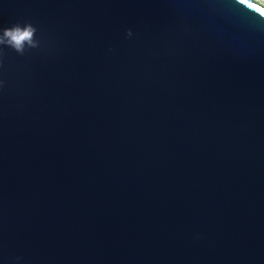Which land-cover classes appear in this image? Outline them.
Instances as JSON below:
<instances>
[{"label":"water","instance_id":"95a60500","mask_svg":"<svg viewBox=\"0 0 264 264\" xmlns=\"http://www.w3.org/2000/svg\"><path fill=\"white\" fill-rule=\"evenodd\" d=\"M25 21L37 46L0 49V264H264V17L0 0Z\"/></svg>","mask_w":264,"mask_h":264},{"label":"clouds","instance_id":"9594fccd","mask_svg":"<svg viewBox=\"0 0 264 264\" xmlns=\"http://www.w3.org/2000/svg\"><path fill=\"white\" fill-rule=\"evenodd\" d=\"M250 4L264 8V0H253ZM35 31L36 28L28 21L23 24L15 22L7 26L0 25V49L8 47L22 54L26 47H36L38 41L33 38ZM125 34L130 36L131 31L126 30ZM16 259L19 260V257Z\"/></svg>","mask_w":264,"mask_h":264},{"label":"snow or ice","instance_id":"6c2138e0","mask_svg":"<svg viewBox=\"0 0 264 264\" xmlns=\"http://www.w3.org/2000/svg\"><path fill=\"white\" fill-rule=\"evenodd\" d=\"M240 4L247 5L249 8L254 9L261 17H264V8H260L255 4L248 3V0H238Z\"/></svg>","mask_w":264,"mask_h":264}]
</instances>
